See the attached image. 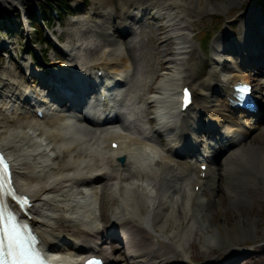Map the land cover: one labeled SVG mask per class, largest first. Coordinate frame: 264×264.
Listing matches in <instances>:
<instances>
[{"label": "bare ground", "instance_id": "obj_1", "mask_svg": "<svg viewBox=\"0 0 264 264\" xmlns=\"http://www.w3.org/2000/svg\"><path fill=\"white\" fill-rule=\"evenodd\" d=\"M155 1L157 5L154 7H138V9H141L144 13L149 10L152 12L156 11L158 15H153L152 18H155L154 20L162 19L168 21L167 26L159 27V34H153L155 37L145 34L149 41L159 42L160 48L162 46L167 47V54H163L162 59L159 61V66H147L149 72L141 70L137 66L138 61L142 58L134 51L138 47V41L136 39L130 40V37L138 32L135 25H129L128 20L123 15L117 17L121 20L120 23L113 22L111 24L110 16L102 11V9L109 10L108 5H114V0H102V2L95 3L98 6L93 9L92 13H89V17L97 16L102 18V21L96 22L93 28L89 26V30L91 28L90 32H96L97 35L102 37L104 44L96 46L89 52L85 51L87 58L90 59L95 55V52L97 53L98 49H104L98 59L99 63H88L82 52L79 57L68 55L70 61L78 59L77 63L82 64L79 68L80 71H83L79 73L80 76L85 73V75H82V79L90 77L88 72H91V70L99 69L102 61L110 62V73L117 77L123 76L124 73H130V69H132V79L129 83L122 86L124 97L121 95L120 102L125 103V99L127 100L130 97L127 95L126 86H130L132 82L137 84V94L134 97V101H132V105L134 104L132 113L140 116L147 111L150 113L156 105L160 104L162 114H171L176 119H179V111L177 115L176 113H171L170 109H166V107L171 108L178 101V93H181L184 86L190 85L201 93L190 118L194 119V112L198 111L208 117L207 124L212 121L218 122L219 125H221L222 121L230 123V129L237 131L240 128L238 134L242 133L243 129L247 131L243 139L245 141L252 130V127L250 130L246 129L248 125L246 123L248 122L242 125V120L232 111L225 99L218 105H210L212 101L209 100L207 94L217 88L226 91L228 83H232L239 78L247 79L250 75L254 77L257 71L264 73V40H262V33H258L262 24L261 21L257 17L255 18L253 14H250L251 16L244 23L243 31L246 33L245 36H239L237 39L239 43L248 39L251 42L244 54L246 57L251 56L248 59L253 65V70H248L244 66L243 68L240 67L239 71L234 70V72L232 71L229 75L223 77L218 73L217 69H212L204 79H199L195 62L196 57L199 55V49L190 41L189 36H184L180 33V30L188 29L183 17L190 15L188 10L192 6L184 5L177 0H161L162 2H159V4L158 1L160 0ZM21 2L22 0H0V16L5 11L17 9L22 5ZM136 2V0H126L125 13L126 10L134 9ZM188 5L193 4L190 3ZM204 10L208 12L207 9ZM183 12L188 14L183 15ZM126 14L130 19L140 22L142 30L145 29L146 25L143 23L145 20H140L136 10H131L130 14ZM5 21L6 18L1 19L0 24ZM230 27L234 30L233 25H230ZM87 34L90 35V33ZM70 35L72 40L78 41L79 39V42L88 37L81 35L76 38L72 32ZM165 35L168 37L162 39ZM138 36L139 34H136V38ZM124 42L128 43L131 52H127ZM223 42L225 44L217 48L215 55L218 60L216 62L220 65H226L223 60L232 58L231 56H226L224 59V53H221V49L224 52L235 51L231 47V41L225 38ZM190 43L192 44L190 45ZM174 45L175 50L173 51L171 48ZM255 49L257 52H255ZM68 50L72 52L70 48ZM77 50H80V48L78 47ZM59 63L60 61H56L48 68L52 73L42 72L44 79H51L58 67L65 68L64 65L61 63L59 65ZM160 76L163 78L157 85ZM254 79H258V77H254ZM111 84H115V82L109 81L107 83L108 86ZM30 87L32 86L25 87L23 84L13 81H5L4 84H0L1 101L6 98L0 107V134L6 128L13 127L8 132L6 131L5 135L0 136V146L10 154L14 162L17 189L21 193H26L34 198V206L31 208L30 214L26 215V219L41 237L42 246L45 249L52 247L53 250H56L58 248L57 240L67 233L74 240V245L63 252L67 256L72 257L76 254H84L87 249L88 252L94 250L96 243H88L93 240L88 238L87 231L105 235V230L107 229L105 223L110 220L106 216L104 209L109 203L112 207L119 206L113 211L114 215L111 217V224L118 221L119 228L127 233L128 245L135 248L132 256L133 264H178L181 258L185 262L182 264H189V257L185 253V247L182 242L187 230L183 233H174L173 235H166L165 232L170 226V220L173 218L175 211L177 217L180 212H185L189 215L188 220L190 222L192 220L191 223H193L196 219L194 211L207 207L202 201L197 200L193 192L194 185L198 183L197 177L194 178L193 175L197 176V163L201 160V157L187 161L173 152L175 144L182 142L184 138L191 139L192 135L195 136V133H192L197 130V127L186 125L179 134L175 135L177 136L175 137L176 141L171 144L169 149L158 147L153 139L126 134L128 132L120 133L109 129L108 131H102V134L98 135L92 129L86 130V128H83L74 113L67 115L68 113L66 112L58 113L53 110L43 120H34L33 116L28 112L31 110L30 106L27 104L21 105L23 94ZM115 89L116 95L119 96L121 91L117 88ZM36 90L37 88H35L34 92L37 94ZM82 93L84 92L82 91ZM37 97L41 96L38 94ZM91 99H93V96L87 102L92 106L93 100ZM85 104L87 105V103ZM67 105L71 110V101ZM145 106L146 110H144ZM46 107L52 109V106ZM81 109L82 107L78 108L76 110L77 113H81ZM121 114V111H119V118H117L118 120L114 125H121L128 131L129 126L122 122ZM256 118L258 122L253 127L264 131V117L259 115ZM158 119L159 117L156 118V120ZM160 120L162 121L160 123L161 129L158 131L161 130V133L166 132L170 135V133L177 131L165 125L163 123L165 119L160 118ZM134 124L138 131L145 130L142 119L138 118ZM209 132L214 133L212 130L207 129V135ZM229 136L231 135L227 134L226 137L224 136V140L221 143L217 142L213 147L223 151L213 160L209 168L210 185L213 187L217 181L215 187L216 191H219L221 188L220 176L225 175V185L228 193L232 192L230 194L233 198L231 201L235 199L237 201L240 198V194L238 187H236L237 185L234 183V178L239 179L240 189L248 192L251 191V188L244 184L246 181L245 174L258 182L264 181V145L259 147L253 143H243L239 140H232L230 145H225L229 141L226 140ZM114 139L123 142L118 152L122 156L127 157L124 165L112 158L114 152L109 145ZM142 146H151L154 151L152 150V154L148 155L147 152L149 150L142 151ZM186 146L191 148L193 145L190 142ZM236 147L237 149L231 153L226 161L227 169L225 173L222 172L218 160L222 155L228 156L231 149ZM210 152L213 153L215 150H210ZM62 157L65 159V164L60 166ZM122 167L123 175H125L124 179L120 177ZM66 177L67 181L65 180ZM137 177H141L143 181H135L131 185H120L125 183L126 180ZM70 178L76 183L72 190L74 194L70 195V198L74 199L73 203L77 204L74 213L71 209L72 204H64L60 196L62 190L69 184L68 180ZM111 179L116 180L114 185L109 183ZM208 180L207 178L203 184L207 183ZM144 184H147V187ZM187 186L191 189L190 193L187 191ZM91 201H98L100 212L98 219L91 214ZM145 208H148L147 213H143ZM165 208H170L171 214L161 217V212ZM161 220L164 223L160 224ZM246 222V219L242 221L244 224ZM152 235H159L162 238L151 245L148 244L147 248L141 247V239L145 238L151 241ZM245 237L246 235H237V241H241ZM233 241H236V239L231 240L232 244ZM211 247L215 250L214 245H211ZM260 249L258 253H264V246ZM101 250L104 255L112 256L116 253L118 247L101 245L99 246V251ZM246 259L247 257L225 264H243ZM210 264L219 263L213 260Z\"/></svg>", "mask_w": 264, "mask_h": 264}, {"label": "rangeland", "instance_id": "obj_2", "mask_svg": "<svg viewBox=\"0 0 264 264\" xmlns=\"http://www.w3.org/2000/svg\"><path fill=\"white\" fill-rule=\"evenodd\" d=\"M45 4L48 0H22L21 4L17 9H11L5 11L1 19H11L12 27L10 31H12L13 38L9 37L11 34L8 30L0 28V49L4 45H9V42H13L11 52L2 55L0 54V76L5 78V80L10 79L13 82L17 83H26V66L31 64L29 62H25L22 57H29V54L26 51H29V48L26 46L25 39L22 38L21 30H20V13L23 14V17L30 16L29 7L34 2H41ZM54 5H58L55 2L57 0H50ZM102 0H89L88 6H85L82 3V0H75L73 2V6H78V12H81V15L76 16L75 13L71 15H67L63 20L57 17V13L54 12L51 17L52 23L54 24V32L58 37H61L63 40V46L69 47L70 49L74 48V41H71V32L77 33L76 23L75 21H79L80 18L84 17V13L93 11L98 5H95V2H99ZM110 1V0H109ZM136 6L134 10L136 13L141 16L142 20H145L143 23L146 25L145 29L142 30V34L140 33V22L138 21H128L129 25L134 26L139 32L140 42L138 43V47L134 49L135 53L140 55L142 58L138 61L137 66L141 68V70H145L149 72V68L152 65L159 66V61L162 59L164 53L167 54V47L162 46L159 47V42L157 41H149L145 36V33H148L150 36L155 37L153 34L157 35L160 33V26H167L168 21L164 20H154L152 17L154 14L158 15L157 12H152L149 10L147 13H144L139 10L138 7L149 8V6L154 7L157 5L155 0H136ZM179 3H183L189 7L190 15L183 17V21L185 25L188 26L187 30H180L184 36H189L190 41L196 45L197 49H199V55L196 57L195 62L197 65V77L199 79H204L212 69H218L221 71L222 75H229L230 70L233 68L236 69L239 67L240 58L238 54H236V47L241 46L240 43H245L248 40L238 42L239 36H245V32L243 31L245 20L249 18L252 14L257 17L259 21H261L260 29L258 33H262V40H264V0H177ZM65 2V0H64ZM162 2L161 0L158 1ZM192 3L193 5H188ZM35 4V3H34ZM127 4L126 0H114V5H108L109 10L102 11L110 16L109 20L112 24L113 22L120 23L121 20L117 18L119 15L125 16L123 12V5ZM207 9L208 12H206ZM138 9V10H137ZM133 10V11H134ZM180 11V10H179ZM186 12L183 15H187ZM251 14V15H250ZM222 17V18H221ZM93 19L95 22H92L94 25L96 22L102 21V18L94 16ZM221 19V20H220ZM141 20V21H142ZM229 21V22H228ZM228 22V23H227ZM62 27H60V25ZM230 25H233L234 30L231 29ZM123 30L125 28H122ZM79 30H82V26H79ZM127 31V30H126ZM129 32V31H128ZM257 32V31H256ZM165 33V32H164ZM211 35L212 40L211 39ZM134 34L130 37V40L133 39ZM168 36L162 37V39H166ZM93 40V37H89ZM231 41V47L235 51H226L224 52V58L226 56L232 58L229 59V62H226V65H220L216 62V53L217 48L223 46L225 42L223 40ZM121 41V39H119ZM243 40V38H242ZM90 41V40H88ZM82 42H85L87 45V41L83 39ZM100 42L104 41L100 40ZM96 42H92V49L96 47ZM125 43V47L127 52H131L128 47V43ZM190 43V45L192 44ZM42 45V44H41ZM77 45V44H75ZM45 46L43 45L42 48ZM48 57L49 63L47 66L50 67L54 63V58L64 60L65 62H72L75 65H78L77 60L70 61L69 57H66L65 54L59 49H55L54 46L49 45L48 47ZM173 51L175 50V45L171 48ZM80 51H78L79 53ZM76 53V49H75ZM101 50L98 49L97 53L91 57L90 59L95 60L99 58ZM83 57L88 62V58L86 54H83ZM123 56V54H121ZM144 55V57H143ZM189 55V54H188ZM186 56V55H185ZM69 58V59H68ZM187 61V60H186ZM148 66V67H147ZM24 69V70H23ZM139 75V73H138ZM0 77V83L3 84L2 79ZM258 80L257 82L262 85L258 86V90L264 100V73L260 72L257 74ZM162 80V76H160L157 85ZM132 84L130 86H126L128 97L127 102L125 99V103L127 106L132 105V98L137 94V84ZM260 87V88H259ZM223 91L219 88L211 90L207 95L209 100L212 101L210 105H218L220 100L222 101V97L220 94ZM124 93V92H123ZM123 104V103H122ZM264 113V112H263ZM201 113L194 112V116H200ZM204 114V113H203ZM149 116H153L156 118L154 113H150ZM149 117V118H150ZM152 118V117H151ZM204 118V117H203ZM207 120V119H206ZM251 123L257 125L252 122V118L250 119ZM158 126V124H156ZM225 125H223L224 127ZM147 128L148 125H146ZM13 128V127H12ZM12 128H6L4 132H1L0 136L5 135ZM15 128V127H14ZM156 128V126H155ZM154 130V128H153ZM7 131V132H6ZM164 135V138H166ZM203 137V136H201ZM253 143L256 146L261 147L264 145V131L260 130V128L254 127L253 130L248 134L246 140H243V143ZM260 143V144H259ZM205 143H201V146L204 147ZM231 153V152H230ZM229 153V155H230ZM227 156H222L218 164H221V170L225 171V162L227 160ZM65 164L62 159L61 165ZM223 164V165H222ZM139 178V177H138ZM234 183L238 187V191L240 194L239 200L231 201L227 194L226 188V180L221 179V188L219 191L210 192L208 187L206 186V194L204 197H200L199 200L202 201L207 207L205 209H196L194 212V216L196 219L193 223H188L185 217L187 214L185 212H180L177 217L176 211L173 213V218L170 220V226L167 230L166 235H173L178 232H186V236L182 239L185 253L188 255L189 264H210L213 260L218 262L219 264L232 263L235 260H241L247 257L243 264H264V253H258L261 247L264 246V181H256L250 176H246L245 174V182L244 184L250 186L251 191H242L239 187V179L234 178ZM115 180H110L109 183L114 185ZM135 182V179L126 180L125 183L120 184L121 186L127 184L131 185ZM234 190V189H233ZM235 191V190H234ZM190 193V191H188ZM116 205L112 207L109 203L106 205L104 212L111 223V217L114 215V209L118 208ZM148 208L143 210V213H147ZM171 214L170 208H165L161 212V217L165 215ZM246 219V223H242ZM164 223L161 220L162 224ZM188 223V225H187ZM186 228V229H185ZM237 235L245 236V239L241 241H237ZM161 236H151V241L147 239H141L142 243H140L141 247L147 248L152 243H155L156 240L161 239ZM233 241V244L231 240ZM115 246L118 247V251L116 252V260L118 264H131L128 258V255L125 254L128 252V248L126 245L115 242ZM149 244V245H148ZM232 244V245H231ZM211 245H214L215 250L212 249ZM212 251V252H211ZM262 254V255H261ZM162 261V260H161ZM246 262V263H245ZM185 263L183 262V258L179 259L178 264ZM166 264V263H163Z\"/></svg>", "mask_w": 264, "mask_h": 264}, {"label": "snow or ice", "instance_id": "obj_3", "mask_svg": "<svg viewBox=\"0 0 264 264\" xmlns=\"http://www.w3.org/2000/svg\"><path fill=\"white\" fill-rule=\"evenodd\" d=\"M61 90L71 93L78 85L68 79L59 84ZM248 86H240L239 92L246 93ZM243 99V96L240 97ZM191 103V93L187 94L186 104ZM12 169L0 153V264H52L44 251L37 247L39 239L32 235V229L21 222V212H27L31 201L27 196L18 195L12 182ZM7 198L17 204L14 209ZM58 259V258H57ZM88 264H98L89 260Z\"/></svg>", "mask_w": 264, "mask_h": 264}, {"label": "trees", "instance_id": "obj_4", "mask_svg": "<svg viewBox=\"0 0 264 264\" xmlns=\"http://www.w3.org/2000/svg\"><path fill=\"white\" fill-rule=\"evenodd\" d=\"M46 6H47L46 9H48V7L54 9V7H55V5H52L51 3H48ZM59 6H60V8L57 9V13L59 14V16L63 17L68 12H71L70 6H69L68 3H64V5L61 4ZM44 13H45V17H47V18L51 16V12H49V11H46L45 10ZM32 15L34 16V18H36L35 15L33 14V12H32ZM34 23H35V25L38 28L37 29V33H36L37 34V39L39 41H45V38H44V28L41 26L40 22L37 19H34Z\"/></svg>", "mask_w": 264, "mask_h": 264}]
</instances>
